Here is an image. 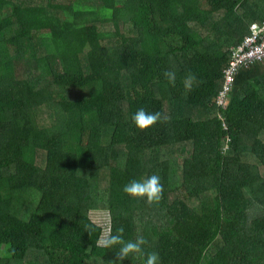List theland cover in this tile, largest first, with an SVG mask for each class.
<instances>
[{
  "label": "trees",
  "instance_id": "1",
  "mask_svg": "<svg viewBox=\"0 0 264 264\" xmlns=\"http://www.w3.org/2000/svg\"><path fill=\"white\" fill-rule=\"evenodd\" d=\"M255 22L264 0H0V264H264V65L218 103ZM153 174L159 203L124 193ZM120 227L144 253L98 246Z\"/></svg>",
  "mask_w": 264,
  "mask_h": 264
},
{
  "label": "clouds",
  "instance_id": "2",
  "mask_svg": "<svg viewBox=\"0 0 264 264\" xmlns=\"http://www.w3.org/2000/svg\"><path fill=\"white\" fill-rule=\"evenodd\" d=\"M234 47V46H233ZM167 81L175 85L176 73L173 71H165L163 73ZM184 87L190 91L194 85L197 84V77L193 73H189L184 78ZM169 120V116L160 111L149 112L144 108H140L132 116V121L136 127L142 131H146L149 128L155 126L158 122L163 123ZM123 191L128 196L134 198H145L149 204L159 203L163 198V184L161 178L153 174L147 179L132 180L123 187ZM123 227L116 230V234L109 233L107 236H102L98 241V246L113 247L120 245L119 251L116 255V260L119 262L125 261L131 254L144 253V246L148 244V241L140 236L135 241H124L123 239ZM145 264H160V257L157 252H150L146 254Z\"/></svg>",
  "mask_w": 264,
  "mask_h": 264
},
{
  "label": "built area",
  "instance_id": "3",
  "mask_svg": "<svg viewBox=\"0 0 264 264\" xmlns=\"http://www.w3.org/2000/svg\"><path fill=\"white\" fill-rule=\"evenodd\" d=\"M231 50L232 59L225 71V86L218 97L220 105L227 104L229 95L236 86L239 73L245 68L264 61V23H255L252 26L251 35L242 44L232 47Z\"/></svg>",
  "mask_w": 264,
  "mask_h": 264
},
{
  "label": "rangeland",
  "instance_id": "4",
  "mask_svg": "<svg viewBox=\"0 0 264 264\" xmlns=\"http://www.w3.org/2000/svg\"><path fill=\"white\" fill-rule=\"evenodd\" d=\"M255 23H264V22H255ZM255 23H253L252 24V26L255 24ZM252 26H251V32H250V34L249 35H251V33H252ZM249 35H247L246 37H245V39L240 43V44H242L245 40H246V38L249 36ZM240 44H238V45H240ZM237 46V45H236ZM231 50V49H230ZM231 55H232V50H231ZM230 65V64H229ZM257 65H264V61L263 62H260V63H258V64H255V65H253V66H257ZM252 66V67H253ZM229 67V66H228ZM227 67V68H228ZM227 68L225 69V71L227 70ZM251 68V67H250ZM245 69H248V68H245ZM244 70V69H243ZM225 71H224V73H225ZM225 81H226V74H225ZM224 86H225V84H224ZM224 89V88H223ZM230 96V95H229ZM229 104V100H228V102H227V104L226 105H228ZM102 213H103V211H101ZM101 212H98V214L97 215H95V217H94V219H98V220H100L101 219V216H102V213ZM104 214V213H103Z\"/></svg>",
  "mask_w": 264,
  "mask_h": 264
}]
</instances>
